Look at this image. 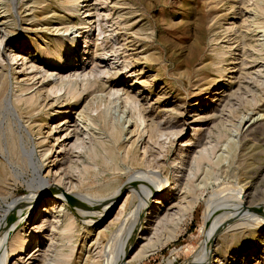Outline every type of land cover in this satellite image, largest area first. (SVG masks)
<instances>
[{"label":"rangeland","instance_id":"1","mask_svg":"<svg viewBox=\"0 0 264 264\" xmlns=\"http://www.w3.org/2000/svg\"><path fill=\"white\" fill-rule=\"evenodd\" d=\"M226 2L227 0L88 1V8L92 13L89 18L90 27L79 32L82 57L79 65L69 69L73 72L80 64H85L86 71L89 72L97 65L103 72L101 79L113 82L112 89L128 88L130 91L139 92L141 102L146 108L143 112L146 122L140 129L148 131H145L136 145L134 141L137 135H132L126 130L122 140L113 143L121 169L110 170L101 166L98 173L88 172L84 183H81L79 174L83 170V164L89 162L85 151L91 141L84 128L82 129L83 124L78 120V112L88 100L95 101V94L100 92H88L84 99H81V103L67 115L57 113L51 118L47 112L58 109L68 98L63 94L64 89L55 94V78L59 75L44 78V71H41L31 80L35 86L30 91L34 93L40 89V100L47 93L49 97L41 102L44 107H39L38 103L33 109L35 111L30 112L26 108L27 105L17 104L15 94L18 93V88L14 86L16 83L13 76H27L26 73L32 71L31 63L10 65L13 63L12 54L20 52L27 53L29 60L34 58L38 65L35 69L41 65L44 67L40 52L43 47L51 45V39L55 37L49 32L60 26L63 29L57 33L62 35L66 26H69L67 22L72 20L71 16L59 17L63 12L56 3L49 6L51 0H0V11L5 10L3 13L8 15V18H5L6 22L8 21L7 29L16 32L3 38L0 43V74L6 73L9 81L8 84L5 80L3 84L0 83V228L8 219H12V216L14 218L13 228L6 240L2 242L0 239V262L10 253V240L18 229L23 224L28 225L26 221L29 216L30 221L35 224L47 204L48 213L40 220V224L38 223L40 226L37 225L39 232H36L33 244H41L44 247L52 240L59 239V229H52L51 221L69 209L76 218V232L80 233L76 236V256L82 245L90 243V238L95 237V232L100 226H110V234L102 245L103 254L97 255L102 264H117L119 249L126 238L129 247L128 258H133L138 255L136 253L140 252L143 245L150 244L151 236L152 241L156 242L151 241L150 245L155 248L148 245V250H145L149 252H145L138 264H205V239L210 224L208 219L213 214V208L216 211L232 207L238 200H244L255 208L257 206L256 209L264 214V73L258 71L260 66L257 63L242 70V50L235 49L238 53L235 55L236 71L227 73L225 79L217 86L213 87L210 83L213 77L194 76L197 70L203 69L210 61L205 59L212 49L211 38L221 31L220 26L232 21L241 25L246 17L240 0H236L233 9L235 13H229L226 9L213 18V15L207 12V9L216 3H219V9L227 7ZM85 3L81 2L80 7ZM1 21H4V18H0ZM71 32L64 33V43H67V37L74 36ZM98 37L103 41L104 50H98L96 46ZM32 40H35L37 45L33 44ZM112 43H116L115 48L118 47L114 48L115 52ZM192 47H199L198 56L194 57L195 49L198 48L190 53ZM105 52L107 59L102 61ZM172 53L175 60L169 59ZM96 55L100 60L94 63ZM17 65L20 73L16 72ZM54 71L56 74L61 69L56 68ZM136 77L149 80L139 84ZM109 84L111 83H108V86ZM53 102H56L55 106L50 107L49 104ZM63 118L67 119L64 125ZM95 120L97 122H94V125L99 122L98 118ZM53 122V125L58 127L49 135V126ZM151 124L158 125V130L153 134L156 136L158 131L159 135L154 137L152 134L150 138L147 128ZM94 125H91L94 133L104 139L109 137L104 126L94 128ZM133 126L130 124L129 129H133ZM175 132L178 133L173 134ZM64 135L68 136V139H65ZM185 141L190 144L184 148L180 147ZM228 141L231 143L230 150L226 148ZM14 142L19 144L26 157L24 164L11 152H14ZM53 143L54 149L44 155L48 145ZM132 146H137V149L134 150ZM144 146L148 148V152ZM144 149L147 153L142 166L133 167L123 162L127 150L132 152L131 154L135 151L138 157H142ZM201 152L206 154L209 160L196 171L195 166L192 167L193 158ZM37 161L42 165L40 171L36 167ZM180 161H183L180 175H175L176 163ZM138 172L140 175L149 176V183L157 187L165 184L166 193L168 192L166 202L170 203L176 196H180L186 183H192L194 189L192 188L189 193L191 197L188 199L194 197V206L181 210L179 207L173 208L168 213L163 205L159 210V203L154 201L162 192L153 193L147 198L144 191L137 190L135 195L131 193V202L120 212L129 192L127 185L130 181H136V178L130 179V176L139 174ZM191 172H196L197 175L193 181H188ZM47 173L49 175L43 177ZM57 175L62 177L59 188L62 190V196L50 190L56 183ZM41 178L49 183L46 188L50 191L42 195L40 192L44 187L39 183ZM74 184H82L72 189L73 194L80 195V202H71L67 198L70 196L67 193L72 191L70 187ZM32 187L36 188L32 190ZM121 188L118 197L107 209L108 198H112ZM170 192L174 195H170ZM33 196L36 197V205L32 209L30 207L21 219V213L17 214V210ZM92 199L103 204L91 205ZM144 203V210H140ZM52 206L56 207L57 212ZM162 210L163 214L167 212L166 220H171L172 214H179L180 211L181 220L178 224H172L170 229L163 230L162 224L158 226L157 222L151 223L154 218L151 216L159 214ZM103 211L104 214L100 217ZM139 212L140 214H137ZM258 215L233 209L226 217L224 215L217 220L219 222L215 220L217 223L215 222L214 231L217 229L215 234L218 239L214 242V247L218 243L221 245L220 254L223 259H229L232 264H264V219H261L264 216ZM258 219L262 221L257 223L255 220ZM44 224L47 225L41 228ZM33 226L29 231L33 230ZM88 227L92 229V233L85 239L83 236ZM157 227H161L162 232ZM142 235H148L149 238L141 239ZM156 236L161 241H157ZM99 250L100 248L95 252ZM38 253L40 254L30 259L28 253L23 254L20 260L8 255L6 264H41L44 254L42 251ZM214 256L211 257L212 260Z\"/></svg>","mask_w":264,"mask_h":264},{"label":"bare ground","instance_id":"2","mask_svg":"<svg viewBox=\"0 0 264 264\" xmlns=\"http://www.w3.org/2000/svg\"><path fill=\"white\" fill-rule=\"evenodd\" d=\"M88 1L89 0H51V3L50 4L48 3V5L51 6L54 3H56L60 7V10L63 12V15L62 16L59 15V17L67 16L69 18V16H71L72 20L70 21V23L67 22V25L69 26H66L62 35L57 33L58 31L63 29V27H60V26L53 28L52 32H49L50 34L53 33L55 37L51 39L53 41L52 44L43 47L40 52L42 56L41 60L44 62L43 63L44 67H42L41 65L42 68L39 66L37 69H35V66L37 67L38 65H36V62L33 60L34 58L32 60H29L27 53L22 54L20 52H14V54H12L11 60L13 63L10 64V65L12 64L15 65V64L20 63L21 65H24L28 62L31 63L30 67L32 68V71L27 72L26 73L27 76H23V75L20 76L17 74L13 76L15 80L13 81L16 83V85L14 86L18 88V93L16 92L15 94L17 104L27 105L26 108L30 112L31 110L35 109L38 103H39L38 104L39 107L40 106L44 107L45 106L44 103H41V102L43 100H46L49 97V93H47V95H45V97L42 100H40V97H41L40 89L34 93L33 91H30L35 86L34 81L32 82L31 80H33L36 76H38V74L41 71H44L43 72L44 78L52 77L53 75L57 77V75H59L57 78H55L56 79L55 82L57 83V86H56L57 88L55 87L56 88L55 94L57 95V93H60V91L64 89L63 94H65L66 98H68L66 102L62 103L65 106L62 105L56 110H51L50 112H47V115L51 118L54 117V115H56L57 113L67 115V113L71 112L72 109H74V107H76L77 104L81 103V99L82 98L84 99V95L88 94V92L89 94H93V92H98V91L100 92L99 94H95L96 97L98 98V99L96 98L97 100L95 99V101H92V102L88 100V102H86L85 105L82 107V109L78 112V120H80V122L83 124L82 129L84 128L85 134L87 136L89 135L88 138L91 141V144L89 145L88 150L85 151L89 162H86L83 164V170H81L79 174L80 176L78 175L80 179L79 182L81 183H84L85 175L86 174L88 175V172L93 171L94 173H98L101 166H105L106 168L110 170L121 169L120 160H118L119 158L116 156L115 144L113 143H117L121 141L123 134L126 130L130 132L132 135H135V134L137 135L134 141L136 145L138 144V140L143 136V134H145V131H148L146 129L145 130L142 129L143 131L140 129V126H142L146 122V117L144 116V113H143L144 110H146V108L144 107V103L141 102L139 92L130 91L128 88L112 89L113 82L109 80L105 81L101 79V73L103 72L99 68H97V65L94 69H92L89 72L86 71L85 64L83 66L82 64H80L79 68L74 69L73 72L71 71L72 69H69L72 66L79 65V60L82 57L80 54V51L82 50V40L80 43V33L79 32H81L80 30H83L86 27H90L89 18L92 13L90 12V8H88L90 6ZM240 1L243 4L244 12L246 11L245 12L246 17L243 19L242 24L239 25L237 24L236 21H232V22H227L225 26H220L222 28L221 31L213 35L211 38L212 49L209 55L207 56V58L205 59V60L210 59V61L208 62L206 66L203 67V69L197 70L196 73L194 74V76L197 75L196 77H201V76L202 77H213V79L210 81L213 87L220 84L225 79V76H227V73L229 72L232 73L236 71L235 55L238 53L237 51H235V49L242 50V57H243L242 67H241L242 70L244 69L246 70L251 67L249 65H256L257 63V65L260 66L259 67L260 69L258 71H261L264 73V67H263L264 66V0H240ZM81 2H86V3L81 5L80 7ZM226 3L227 4L225 5H227V7L220 8V9L219 7H217L219 3H216L213 6L211 5L210 8L207 9V12L209 11V13L213 15V18L218 16L220 11L226 10V9L229 10V13H235L233 9L235 7L236 0H227ZM4 11L5 10L0 11V18L2 19L4 18V21L0 22L1 24L0 32L2 33V38L0 39L1 41L0 43H2V41L4 40L3 38L10 37L12 36V34H16V32L13 29H7L6 24L8 21L6 22V19L8 18V15H6V13H3ZM13 22L14 21L12 18L11 23ZM185 23H187V21ZM71 30H73V32H71ZM66 32L67 33L71 32V34L73 33L74 36L72 38L67 37V43H64L63 35ZM32 43L37 45L35 40H32ZM102 45H103V41H100V37H98L97 43H96L98 50L105 49V48H102ZM111 45L114 50L116 43L114 44L112 43ZM88 46L89 44L87 45L86 50L88 49ZM117 48L118 47H116L115 49ZM195 48H198V49H195ZM190 49H191L190 53L195 49L196 54H194V57L199 55V52H200L198 51L199 47H192ZM106 54L107 52H105L103 58H101L102 61H105L107 59ZM174 57L175 55L172 53L169 59L175 60ZM194 57L192 60H194ZM96 60H100L97 57V55L96 57H94V63L96 62ZM18 67L19 65L16 66L17 68L16 72L20 73L21 70H19L20 68L18 69ZM56 68L61 69V71L55 74L54 70H56ZM189 73L190 75L192 74V72H189ZM140 75L142 74L140 73ZM6 77H7L6 73L0 74L1 84H3L4 80L8 84L9 81ZM148 80L143 79L142 77H136V82L139 84L145 83ZM108 83H111L109 84L110 86H108ZM8 86H7V89H8ZM109 87L111 88L109 89ZM106 90L107 92H105ZM58 96H60V94H58ZM91 97H92L91 99H93V96ZM55 103L53 102L49 104L50 107L55 106ZM93 112H97V113L95 114ZM66 118H63L64 123L62 125H64L65 122L67 121ZM96 118H98L99 122L96 125H94L97 122L95 120ZM63 120H61V122ZM53 124L54 122L51 123L49 126L50 128L48 132L49 135L52 133L54 129L58 127L57 125H53ZM130 124L134 125L135 127L133 126V129H129ZM91 125L92 126L94 125V128L95 126L98 128H100L101 125H102L101 127L104 126L106 128L105 130H107L109 137L107 139L99 137L96 133H94L93 127ZM147 129H149V134L151 138L153 132L155 131L154 133H156V130H158V125L151 124L149 125ZM101 130H103V128H101ZM177 133L178 132H175L173 134H177ZM154 135L155 134H153V136ZM158 135L159 134L157 131L156 136ZM65 137H66L65 139H68V136H65ZM54 144L55 143L48 145V148L47 150H45L44 155H46L49 151H52L54 149ZM189 144L190 142L185 141L180 145V147L182 146L184 148L185 146H188ZM230 144L231 143L228 141V143L226 144L227 150L228 149L230 150L231 148ZM135 149H137V146L134 147V150ZM145 149L143 151L144 153L142 157H138L134 150H133L134 151L133 154H131L132 152L127 150V153L123 158V162L125 164H130L133 167L142 166L145 162V155L148 152L147 150L148 148L146 149L147 152L145 151ZM13 150L14 152L13 151L11 152L15 153L16 156L19 158L20 162L24 164L26 162L25 161L26 157L25 155H23L22 149L20 148L19 144H17V142L13 143ZM193 159L194 161L192 162L193 163L192 167L195 166L196 171H199L201 167L203 166V164L209 160L208 156L206 154H203L202 152L199 153L198 156H195ZM179 160H182V159H179ZM36 163H37L36 167L40 171L42 168V165L38 161ZM173 164L175 163L173 162ZM182 164H183V161L176 163V170H175L176 174L175 175L179 174ZM48 175L49 174L47 173L43 177H47ZM196 175H197L196 172L195 174L194 172L193 173L191 172L190 176H188V181H193V178ZM131 177L136 178V181H130V183L127 185V187H129V192L127 193L128 195L120 208L121 210L120 212H122L123 209H126L128 204L131 202V199H130L131 193L135 195L137 190L144 191L147 198L150 197V195H152L153 193L162 192L161 196L157 197L154 200L155 203H159L160 205L159 210L161 209L162 205L164 208H166L167 212L177 207H179V210H181V208L187 209V208H191L194 206L193 205L195 201L194 197H192L191 199H188V197H191L189 196L190 195L189 193L192 192V190L194 189V187L192 186V183H186L184 185L183 191L181 192L180 196H176L172 204L170 202H166L167 201L166 199H168V194H167L168 192L166 193L167 186L165 184H161L160 187H157V185H153L152 183H149L150 181L149 176L140 175V173L134 176H130V179ZM61 178L62 177H60V175H57L55 178L56 183L55 185L53 184V188L50 189L52 190L51 192H54L56 195H60V196H62L61 195L62 190L59 189L61 187ZM39 183L42 184V186L44 187L42 191L40 192V195L45 194L46 192L47 193L50 192L46 188V186L49 185V183H46L44 178H41L39 180ZM164 183H165V180H164ZM81 185L82 184H74V186L72 185V188L70 187V189L72 190L74 188L80 187ZM122 186H123L122 188H124V185ZM34 188L36 187H32V190ZM122 188L120 190L118 189L116 194L112 195L113 197L111 196L112 198L110 197L108 198L109 202L108 203L106 202L107 209L108 207H110V205L113 204V201L118 197L119 191H121ZM73 193H74L73 190L68 192L67 194L70 196H67V198H69L71 202H80V198H81L80 195L77 196ZM170 195H174V194L171 193ZM34 196L24 206L20 207L17 210L18 211L17 214L21 213V219L24 218V215L27 213V211L30 210V207L32 209L36 205V197L34 198ZM12 198H14V195L12 196ZM86 201H88V199H86ZM185 201L186 203H184ZM90 202H92L91 205L103 204L98 201H94L93 199ZM234 204L235 205L232 207L220 208V209L217 205L219 210L215 211V209L213 208L215 212L212 210L213 214L211 216L209 215L210 218L208 219V222L210 224L208 225L207 239H205L206 240L205 241L206 249L204 253V255L206 256V258L204 259L206 261L205 264H209L210 262L209 260L214 255H215L214 256L215 258L213 260L211 259L212 261L210 264H232V262H230L229 259L228 260L223 259V256L220 254L221 245H219V243L217 246L214 247V242L216 241V239H218V235L216 236L215 234L217 229L214 231L215 222L217 220L221 219L224 215L226 217V214L228 212H231L233 209L234 211H238L242 213L245 212V214L250 212L252 214L254 213L257 215L261 214L258 216H264L263 212L260 213V211L256 209L258 208L257 206L255 208L251 206L249 203H247V201L244 202V200L242 201L238 200V202ZM142 205H143L142 209L140 210H144L146 203ZM47 206L48 204L46 205V208L41 214L39 220L35 224H33V221H30V216H29V219L27 218V221H26L28 225L23 224L21 228L18 229L15 236L12 238V240H10V245H11L10 253L6 254L5 257H3V260L0 262V264H6L8 255L10 258L18 257L17 259L20 260L23 254L25 255L28 253L30 256L28 259H30L32 257H35L37 254L39 255L40 254L38 253L39 251H42L44 254L41 264H102L101 260L97 258V255L98 253L101 255L103 254L102 250L104 246L102 247V245L105 242L104 240L110 234V231H111L110 226L104 225L103 227L102 226H100V228L98 227L99 229L95 232L96 234L95 237L90 238V240L88 241L90 243L86 245L83 244L81 247V251H79L76 256L75 255V248L77 246L76 236L80 235V233L76 232V227H77L76 218L72 215L71 212H69V209L68 211L66 210L65 213H63V215H58L57 217L55 216V219L51 221L52 229H59L58 230L59 239L52 240L49 245H45L44 247H42L41 244H33L34 237H36V234H37L36 232H39V230H37L36 228L40 226L39 225L40 220L45 217L46 213H48ZM52 209L57 212L55 206H52ZM140 212L137 214H140ZM17 214H15V217ZM103 214H104V211L103 213H101L100 217H102ZM165 214H163V210H162L159 214L155 216H151V217H154L152 218L151 223L153 221L157 222L158 226L162 224L161 227L163 228V230L164 228L170 229L171 225L178 224L182 217L181 216L182 213L179 211V214L178 212H176L175 214H172L171 220L170 219L166 220L165 218L167 215ZM10 219H8V222H6L5 225L2 228H0V239H2V242L6 240V237L8 236L9 231L12 230L13 228V225H14L13 216H12V219L11 220ZM261 219H264V217ZM261 219H258L255 221L258 223L262 221ZM46 225L47 224L42 225L41 228L45 227ZM31 226H33V230L29 231ZM216 228H217V225H216ZM155 231H157V229ZM91 233H92V229L89 227L86 228L85 235L83 236V238L87 239L88 235H90ZM155 233L157 234V232H154V234ZM157 236L155 237L156 239H157ZM151 237L149 238L148 235L147 236L142 235L141 239L146 240L149 238V241L151 244L152 242L155 241V240L152 241L153 238ZM158 240L160 239L158 238L157 241ZM59 241L61 243H58ZM150 244H147V245L145 244V246L143 245L144 247L142 246V249L140 248V252L138 249L139 253H136L138 254L137 256L134 255L135 257L133 256V258H128V254H129L128 248L129 247H128V239L126 238V241L123 242V244L121 245V249H119L120 252L117 258V264H138V261H140V258L142 256L144 257V255L146 254L145 252L148 250L147 246ZM150 246H154V245H150ZM94 247L96 248L93 250ZM98 248H100L99 252L98 251L95 252ZM146 248L147 250H145ZM148 252L149 251H147V253Z\"/></svg>","mask_w":264,"mask_h":264}]
</instances>
